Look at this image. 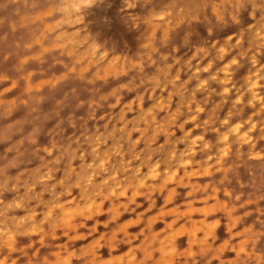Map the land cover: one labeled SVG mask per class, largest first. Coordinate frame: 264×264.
<instances>
[{
  "label": "clouds",
  "instance_id": "1",
  "mask_svg": "<svg viewBox=\"0 0 264 264\" xmlns=\"http://www.w3.org/2000/svg\"><path fill=\"white\" fill-rule=\"evenodd\" d=\"M0 264H264V0H0Z\"/></svg>",
  "mask_w": 264,
  "mask_h": 264
}]
</instances>
